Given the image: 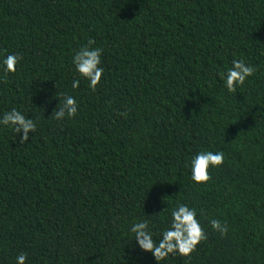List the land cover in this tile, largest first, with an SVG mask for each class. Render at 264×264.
Listing matches in <instances>:
<instances>
[{"label":"trees","instance_id":"1","mask_svg":"<svg viewBox=\"0 0 264 264\" xmlns=\"http://www.w3.org/2000/svg\"><path fill=\"white\" fill-rule=\"evenodd\" d=\"M89 40L94 90L72 63ZM10 53L0 116L17 108L36 130L20 143L0 126V264H264V0H0ZM241 58L257 72L229 93L220 73ZM64 95L77 115L51 118ZM201 150L225 159L197 184L186 162ZM178 202L207 239L158 261L131 225L155 239Z\"/></svg>","mask_w":264,"mask_h":264},{"label":"clouds","instance_id":"2","mask_svg":"<svg viewBox=\"0 0 264 264\" xmlns=\"http://www.w3.org/2000/svg\"><path fill=\"white\" fill-rule=\"evenodd\" d=\"M94 44V40H89L72 57L75 71L88 81V86L93 90L101 82L104 74V68L101 66L103 49L93 47ZM21 59L18 54L4 55L0 58V68L5 74L15 73ZM256 72L257 67L247 63L243 58L233 59L231 67L220 73V79L223 80L227 91L232 93L244 86L246 80L254 76ZM71 86L73 89L78 88L80 80L74 79ZM77 112L78 102L76 98L72 95H64L62 101L59 99V104L53 111L51 118L56 120H62L66 116L72 118L77 115ZM0 126H8L17 134L23 133L20 143L27 141L29 134L36 130V122L32 118L26 117L17 108H12L0 116ZM224 159L222 151H197L186 162L191 180L197 184L209 181L211 179L209 169L222 165ZM209 222L211 227L221 235L227 233V224L221 223L219 219H211ZM130 231L134 234V240L139 248L152 252L158 261L174 253L188 256L201 241L207 239V234L198 219L197 209L181 202L172 207L169 226L160 231L157 238L154 239L156 234L153 233L147 219L134 222ZM27 259L26 255L20 254L16 257V264H26Z\"/></svg>","mask_w":264,"mask_h":264}]
</instances>
